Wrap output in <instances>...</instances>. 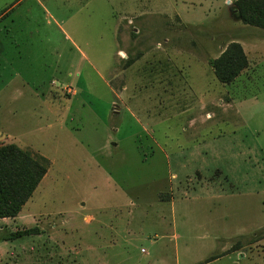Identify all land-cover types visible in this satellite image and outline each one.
<instances>
[{
  "label": "rangeland",
  "instance_id": "obj_1",
  "mask_svg": "<svg viewBox=\"0 0 264 264\" xmlns=\"http://www.w3.org/2000/svg\"><path fill=\"white\" fill-rule=\"evenodd\" d=\"M16 1L0 0V9ZM237 3L259 25L244 22ZM263 29L264 0H18L1 9L0 143L38 151L52 165L20 217L0 222V237L39 232L1 239L0 264H264V239L251 242L264 233V80L236 88L197 61L204 49L263 36ZM66 34L76 57L64 49ZM60 46L63 63L78 61L77 98L96 116L74 103L66 122L53 115L60 106L49 103L50 94L61 90L50 81L65 77L54 71ZM8 47L24 70L3 85ZM125 56L139 59L121 74ZM122 75L141 123L125 107L112 112L106 85L116 87ZM171 97L193 99L194 126L176 105L152 121L140 112L162 113ZM214 98L221 102L210 103ZM198 144L197 158L191 151ZM181 151L186 165L178 169L172 158ZM171 193L173 236L158 218L171 217Z\"/></svg>",
  "mask_w": 264,
  "mask_h": 264
},
{
  "label": "crops",
  "instance_id": "obj_2",
  "mask_svg": "<svg viewBox=\"0 0 264 264\" xmlns=\"http://www.w3.org/2000/svg\"><path fill=\"white\" fill-rule=\"evenodd\" d=\"M16 2H13L12 4H5V6L6 7L9 6V5L14 6V4ZM5 6L3 8H5ZM3 8H1V9H3ZM63 33L65 34L66 32L63 31ZM261 35H263V36H260V37L257 36V37H252V38H243V37L237 36V37H232L231 38L230 42H237V43H239L241 45L242 50H243V52H244V54L246 56V59H247V65H246V67H244L241 70V72L235 77V79L233 81H231L229 83L221 82L222 84H234V86H236V88H238L237 85L241 86L245 82L256 83V81H263L264 80V31L262 32ZM65 40H70L69 41L70 43H69V45L67 44L64 49H69L70 51L73 50L75 52V57H76V53L78 52V47H76V44H74V42L72 41L71 37L68 34L65 35ZM229 43H227V44H229ZM227 44L224 47L221 46V45H218L217 49L214 48L212 50H209L210 53H208L206 49H204V51H202V53H204L205 56L204 57H199L197 59V61L201 65V70H203V72H205L209 68L210 71L212 72V74L214 75V78H216L215 74L213 73L212 65L209 64V60L207 59V56L208 57H212L213 59L217 58L224 51V49L226 48ZM120 49L121 48H119V50ZM218 49H221V50H218ZM55 51H56L57 55L55 57L54 71L56 73H59V74L64 73L65 77L63 79L64 82H62L61 84H59L58 82H55L54 80L50 81V84L51 83L53 84V88H58L59 90H61V93H58V92L52 93L51 92V94H50L51 97H52L51 98L52 100L49 103H54L55 101H58L59 106H60L59 111H57L56 113L53 111V115L55 116L56 114H58L59 117H61L58 120V121H60L59 123L66 122V120L64 118V113L65 112H70L71 111V107H72V105L74 103V104H76V106L79 109H81L83 111L84 110L85 111H89L94 116H96L95 112L93 111V109L90 107L89 104H87V102L84 99H82V98L78 99L77 98V96L79 94V91L80 90L83 91V88L79 87V81L75 80V75H76V72H77V69H78V66H77L78 61L76 59L74 60V59H72L70 57L69 61L66 60V62H65V63H67V65H66L65 63H63L64 53L62 52L63 50L61 49V46L60 47H55ZM211 51H213V52L211 53ZM79 52H80L79 61L80 60L81 61L87 60V63L89 64L85 53L81 52V51H79ZM12 53H13L12 49H10V47H8L7 48L8 57L6 58V61H5V64L7 66V78H6L5 82L3 83V85H9L10 83H12L14 81V75H21L23 70H24V68H21V67H17L16 68L14 66L13 63H14L15 59H14V56L12 55ZM140 53H139V55H140L139 58L143 56V54L142 53L140 54ZM126 58H127V56L125 57V60H126ZM139 58L138 57L134 58V60L129 65L122 66V70H120V73L121 74L125 73L126 70L129 67H131L132 64H135V61L138 60ZM120 79H121V82L116 87L114 85H112L111 83H107L108 85H106L108 87L109 91L113 95V98L111 99L109 104L112 106V110H113L112 112L114 114H116V115H119L121 113L122 107H125V109L128 110V112H131V108H129L130 105L128 104V101H130L133 98V95H129V94L126 93L127 85L123 81V75H122V77H120ZM216 80H218V79L216 78ZM166 84L168 85V82ZM168 99H169V101L166 103V106L164 108L162 106L160 107V109L164 110V112H162V113L161 112L158 113L156 107L154 109H146V110L142 109V110H140V112L146 114L144 116L145 119H148V120L152 121V120L157 119L158 117L160 118V117H162L164 115L171 114V109L176 105V106L179 107V110H178L179 112L177 114L180 115V116H185L187 124L192 123L191 126H194V124L196 123V116L193 114V111L195 110L194 107H193L194 106L193 99H191V97L190 98L189 97L184 98V101H182L181 104H179L178 102L174 103L172 97L168 98ZM232 99L233 98H231L229 103H227V104H228L229 107H231L233 109V111L238 112V110L236 108V104H238V103H237V101L231 102ZM215 101L216 102H221V100H217V98L210 99V103H214ZM109 104H108V106H109ZM206 105H207V101L205 99L198 100V102H197V108H200L201 110L204 109L206 107ZM167 106L170 107L169 111H167V108H168ZM131 115L136 118V122L141 123L142 120H140L139 117L136 116L134 111L131 112ZM207 115H210V114L207 113L206 116ZM48 126H50V124ZM184 130L185 129L182 128V131H184ZM67 134L70 135V133H67ZM6 138L8 139V137H6ZM8 143H13V142H10V141L7 142L6 141V143L2 142L0 144H8ZM112 144L115 147H118V142L114 141V142H112ZM199 146H200L199 144L196 145V147L191 151V153L197 155V158L199 157L200 153H203V150L200 151L201 148ZM180 150H184V148H181ZM38 153H40V152H38ZM40 154L43 155L42 153H40ZM183 154H184V151H181V156L180 155H176V156H173V158H172V160H174V162L178 165V167H179L178 169H181V167L185 168L186 162H183V161H185L186 159H184L185 156ZM44 157H46L49 160L50 165H49L46 173L41 178L40 182L41 181L43 182L45 177L48 176L49 169H50V167L52 165V160H50L47 156H44ZM168 162L171 163L170 161H168ZM198 172H199V170H197V173ZM103 176H105V175L103 174ZM173 176L176 177L177 175L173 174ZM105 179L108 180V182H109L108 177H106ZM201 181L202 180L199 179L198 185L201 183ZM199 187L204 188V185L203 186H199ZM117 190L118 189H116V188L114 189V191H117ZM171 194H172V196L168 200V203H169L170 209H171V217H170V215H169V217L165 216V215H160L158 218L160 219L162 224H165V225H168V226L172 227L170 231H171V236H173V233H174V230H175V226H177V225H176V221H175V198L173 197V193H171ZM181 195H184V197L189 196V194L188 193L186 194V192H182ZM209 195L213 196V197L217 196L219 198H220V196H222L220 194V192H214V191L213 192L211 191V194H209ZM119 205L120 204H117L116 207H119ZM21 214H22V210H20V212L15 217L0 218V222L3 221V220L10 219V218L12 220H16V218H19ZM185 215L187 216L186 212H181L180 213V216L182 218H184ZM169 218H171L170 222L168 221ZM186 223L187 222H185V224ZM263 239L264 238L258 240L257 244L258 243L262 244ZM0 243H2V241ZM142 249L144 250V248H142Z\"/></svg>",
  "mask_w": 264,
  "mask_h": 264
},
{
  "label": "trees",
  "instance_id": "obj_3",
  "mask_svg": "<svg viewBox=\"0 0 264 264\" xmlns=\"http://www.w3.org/2000/svg\"><path fill=\"white\" fill-rule=\"evenodd\" d=\"M240 18L250 24L259 25L254 19L248 18L240 3ZM134 59L126 58V65ZM216 78L223 83H229L246 67L247 59L242 47L237 42H230L224 51L212 61ZM50 165L49 160L32 149H22L15 143L0 144V218L15 217L31 197L41 178ZM37 227L9 232L0 240H14L24 235L38 233ZM264 237L257 232L251 242Z\"/></svg>",
  "mask_w": 264,
  "mask_h": 264
},
{
  "label": "water",
  "instance_id": "obj_4",
  "mask_svg": "<svg viewBox=\"0 0 264 264\" xmlns=\"http://www.w3.org/2000/svg\"><path fill=\"white\" fill-rule=\"evenodd\" d=\"M126 57V56H125Z\"/></svg>",
  "mask_w": 264,
  "mask_h": 264
}]
</instances>
